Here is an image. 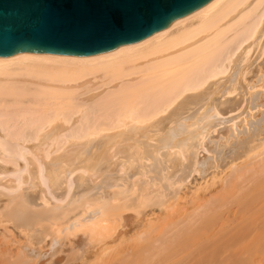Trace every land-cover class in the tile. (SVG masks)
Returning a JSON list of instances; mask_svg holds the SVG:
<instances>
[{
	"label": "bare ground",
	"instance_id": "1",
	"mask_svg": "<svg viewBox=\"0 0 264 264\" xmlns=\"http://www.w3.org/2000/svg\"><path fill=\"white\" fill-rule=\"evenodd\" d=\"M0 132V264H264V0L0 56Z\"/></svg>",
	"mask_w": 264,
	"mask_h": 264
},
{
	"label": "water",
	"instance_id": "2",
	"mask_svg": "<svg viewBox=\"0 0 264 264\" xmlns=\"http://www.w3.org/2000/svg\"><path fill=\"white\" fill-rule=\"evenodd\" d=\"M210 0H0V56H88L138 42Z\"/></svg>",
	"mask_w": 264,
	"mask_h": 264
},
{
	"label": "rangeland",
	"instance_id": "3",
	"mask_svg": "<svg viewBox=\"0 0 264 264\" xmlns=\"http://www.w3.org/2000/svg\"><path fill=\"white\" fill-rule=\"evenodd\" d=\"M245 45H246V44H245ZM243 48H244V47H243ZM243 48H241V49H239V50L237 51V55H239V54L241 53V51H242ZM237 55H236V56H237ZM236 56H235V57H236ZM231 125H232V123H230V124L228 125V127L231 126ZM228 130H229V129L226 127L225 129L222 130V134H223L224 136H227V134H228ZM0 135H2L1 132H0ZM220 135H221V134H220ZM216 136H219V135L214 134V137H213V138L216 139V138H217ZM0 137H1V136H0ZM54 137H55V136H54ZM70 139H71V138H69V140H70ZM71 142H72V141H71ZM54 143H55V142H53V141H52V142L50 141V142L48 143V148H49V150H51V151H50V152H51V153H50V160H51V161H55V160L60 156V155H59V154H60V151H57V149H56V148H57V147H56V143H55V145H54ZM223 143H224V142H222V144H220V146H219L220 148L223 147ZM50 144H51V145H50ZM30 145H31V146H28V148L30 147V148H29L30 150H31V149L34 150V148H33L34 145H33L32 143H31ZM49 145H50V146H49ZM53 145H54V146H53ZM66 146L68 147V144H67ZM52 147H53V148H52ZM55 147H56V148H55ZM50 148H52V149H50ZM69 148H70V147H68L67 150H68ZM55 149H56V150H55ZM212 149H214V148H213V147H207L206 150L203 151V155H204V157H205L206 155H207V156H209V155H211V154L213 155L214 150H212ZM53 150H55L54 153L52 152ZM211 151H213V152H211ZM119 155H120V156H124V155H125V152L122 151ZM0 166H1V165H0ZM8 168H9V169H7V171L10 170V167H8ZM84 169H85V168H84ZM85 170H87V168H86ZM10 171H11V170H10ZM0 172H5V170H3V169L0 167ZM83 172H84L83 170H78V171H76L77 174H82V175L86 176V173H83ZM5 179H6V178H5ZM43 187H44V186L41 185L40 192H39V197H42V196L45 195L46 198L50 199V200L53 201V202H54V201L56 202L57 200L54 199L53 196L50 197V196H51L50 193H48V192L46 191V188H45V187L43 188ZM45 193H46V194H45ZM40 200H41V198H40ZM263 225H264V224H263ZM263 225L261 224V227H263ZM255 226H256V225H255ZM258 226H260V224H259ZM255 231H256V230H255ZM227 253H229V252H226L225 255H227Z\"/></svg>",
	"mask_w": 264,
	"mask_h": 264
}]
</instances>
